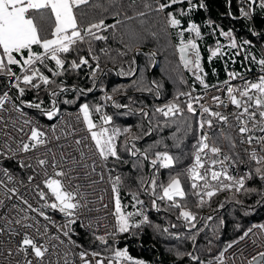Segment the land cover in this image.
Here are the masks:
<instances>
[{"label":"snow or ice","instance_id":"snow-or-ice-1","mask_svg":"<svg viewBox=\"0 0 264 264\" xmlns=\"http://www.w3.org/2000/svg\"><path fill=\"white\" fill-rule=\"evenodd\" d=\"M108 2L114 6L117 0H108ZM186 2L189 5L187 11L191 12L195 5H193L192 0H186ZM184 3L185 0H167L166 3H160V0H156L155 7L151 3H144L143 7L145 11H138L137 15L145 16L151 11L157 13L164 12L173 5ZM247 3L249 6L248 11L243 7L240 9L241 14L245 18L251 17V10L257 5L261 9H264V0H247ZM131 4L135 5L136 0H131ZM85 6L88 8L103 7L95 3L94 0H0V76L7 77V87L9 89V91L0 93V111H9L5 106L6 104H11L13 110L21 113V116H25L23 107L16 105L13 102L12 96L9 95L11 89H16L19 97H23L30 90H36L37 94L43 90L51 98V107H44L45 101L43 99H38L37 102H28L27 107L37 109L47 119L53 120L60 115L56 98L61 93L76 91L84 94L85 91H93L92 88L84 90L73 87L70 89L65 86V82L62 79L59 82L56 79L64 77L69 71L76 72L82 67L87 66L90 69V77L95 81L96 74L101 71V68L100 56L96 54L94 43L96 41L106 42L109 37L102 33L107 32L108 29L115 30L117 25L122 23L121 20L117 19L115 24H106L104 18L84 23L83 21L86 18ZM200 7H203V5L201 4ZM104 11H108V9L104 8ZM178 14L180 16L185 15V9L180 8ZM113 15L119 16L120 13L114 12ZM126 18L132 19L133 17L126 15ZM166 23L171 28H181L182 21L177 18V13L169 12L166 17ZM185 31L194 33L195 38H199L201 36V29L195 22L189 23L186 29L181 28L178 32L180 37L179 52L184 67L193 71L195 79L207 89L208 85L204 83L203 77L197 74L198 72H203L198 44L195 39L188 40L185 43ZM220 34L229 38L231 41L229 46L231 48H237V43L231 31L224 32L221 30ZM152 35L155 36L156 33H152ZM244 44H251V41H244ZM82 45L86 46L87 56L80 54ZM138 47V42L135 44H125L127 51H132L133 48L138 49ZM36 48H39L40 51H36ZM220 48L221 46L218 44L215 49H210V58L216 56L220 52ZM100 51L108 55L107 49L102 48ZM127 51L121 52L119 55H127ZM189 51L193 53L192 57H189ZM73 55L76 58L70 59ZM149 55L154 57L156 53L153 52ZM252 59L255 60L256 58L253 57ZM90 60L95 61L94 68ZM53 62L54 65L50 66ZM257 63L260 65L261 71L264 72V58H260ZM14 67L19 68V74L13 70ZM45 71L50 75L45 74ZM126 75H134V72L129 71ZM228 75L231 80L237 78L240 74L230 72ZM240 78L243 80V77ZM152 83L155 84L154 81ZM160 87V85H156L157 93ZM148 90L151 91L152 89L149 88ZM113 91L118 92L121 89H114ZM226 91L232 105L240 110L234 114L238 132L242 137L240 143L252 145L255 141L260 146L259 152L256 149H252L249 153V161L254 163L255 167L247 171L243 176L237 177L229 172L230 168H238L239 164L244 162L239 159V154H236V158L230 155H222L223 148L209 142L210 137L207 129L213 127L212 118L214 117L218 122L227 124L228 116L218 111H213L204 104H201L202 97L193 96L192 91L177 93L176 101H179L180 97L188 98L183 102V107H181V103L174 101L155 110L173 123H176V118L179 117L188 133L193 131V124L189 118L185 117V113L196 117L195 131L197 136L196 142L193 145V163L191 166L185 172L176 173L171 176L166 185H159L161 189L159 195L156 193L157 182L154 178L141 181L142 185L147 184L150 186L151 195L154 197L152 199L154 207L157 204V200H167L172 207L181 209L180 216L185 221H188L192 227H195V224L192 222L196 220V216L191 211L186 210V206L182 204V201L186 199L187 193L182 184L181 175L187 178L193 194L198 197L197 206L203 205L204 196L211 198L221 190L235 188L237 192L242 189L247 192H256L257 190L253 188L245 189V182L254 178L264 180V135H255L256 132L264 133V75H260L256 81L244 80L243 85L238 88H234L229 84ZM105 99L113 101L117 108L129 107L128 105L116 104L111 95H106ZM213 100L220 102V97H213ZM74 102L64 101V103ZM194 102L200 106L199 115H197V108L194 107ZM141 111L143 115H149V113ZM94 113L100 114L99 124L93 119ZM77 120L85 124V130L89 134L87 137H80L73 141L76 145L74 151L79 153V157L71 154L66 155L63 151L65 147L63 144L59 145V157L49 147L53 140L60 141L62 135L65 139L69 135L75 136L76 129H72L69 132L67 128L70 126L66 125L61 130V134H57L56 125H52L46 131L39 125L38 121L28 118L18 121L22 125L20 127H17L16 123L13 124V127L19 133L26 136V139L12 137L15 141V146L7 141H4L0 145V158L3 159L10 160L21 152L32 153V156L28 157V159H35V165L24 164L22 160L20 161L22 168H31L36 173V175L28 176V183H33L37 175L42 177L41 183L35 184L33 188V191L39 197L38 206L34 207L29 202V199L25 198V194L19 192L17 187L9 186V184L23 185L24 182L22 180L17 181L7 168H0V188L5 190L4 196L0 197V208L5 207L6 200L11 201L14 197L16 199V203L11 205L8 212L0 215V236L7 233L10 237H19L14 252L16 256L22 257V260L16 261L15 264H60V255L54 251L59 245L52 243V241L58 240L60 244H63L64 240L60 239V235H49L48 225H42L37 216L31 214L35 213L54 225L55 222L51 221V217L47 214L46 210L58 211V213L63 214L66 223L55 226L59 234L67 237L69 243L75 244L71 240V226L77 223L82 209L89 203H92V201L87 199V193L81 191L82 185L74 183L79 177L73 175V173L78 168L84 167L91 169V173H89L91 175L92 173H96L97 168L101 167V165L107 167L110 158H114L115 161H121L122 159L118 151L117 140L118 137L130 133V128L122 131L118 127L111 126L113 117L104 113L101 106L90 105L87 102L80 104ZM249 124L252 127H249ZM3 134L7 135V133ZM139 138V136H135L133 140ZM223 138L228 141L231 148L234 149L236 147V142L230 137ZM88 139L92 142L87 145L90 150H93L92 156L83 151V147L85 146L84 141ZM123 143L126 151L133 156L137 155L134 143H131L128 139H125ZM39 149H44V151L40 152L38 151ZM149 151V149H146L141 153L146 160L149 159ZM245 151L247 152L248 150L245 149ZM153 155L155 158L150 161L153 167H156L159 163L163 168H171L177 162L176 158L167 151H156ZM93 156H98L99 160L93 159L91 164L83 163V160L92 159ZM68 164L73 165V167L63 166ZM110 173L111 170L109 169ZM98 175L100 181H103V168ZM213 181L215 183H212ZM92 183H97V181H92ZM41 184L43 187H41ZM120 184L121 178L119 176H116L111 182L114 199L113 215L117 231L125 233L129 232L133 227L139 228L142 224L148 223L149 219L147 215H144L142 209L136 213L131 211L124 213L122 211L119 195ZM131 195L135 201L133 207L143 204V201L138 198V193H132ZM104 207L106 208L107 205H104ZM13 212L15 215H12ZM134 215L142 217L139 223H131ZM208 219H211V217ZM173 226L175 227V225ZM260 227L264 228V225ZM164 231H167V229H164ZM251 231L252 229L249 228L239 240L229 243L224 251L244 240ZM106 235L114 234L108 233ZM106 235L97 236L96 239L106 245L108 243ZM110 251L112 252L110 264H116V262H119V264H127V262H131V264H144L143 261H133L132 257L128 255L127 249L112 248ZM8 255H13L12 249L8 250ZM88 255L99 257L101 253L80 252L79 257L83 261V264H92V261L87 259ZM177 255L182 254L178 253ZM187 255L192 260H199V257L192 255V253H187ZM53 256L56 257L55 260L52 259ZM223 257L224 252H221L215 259L219 261V264H224ZM64 264H70L67 259V253H64ZM96 264H105V260H96ZM248 264H264V251L253 256L248 261Z\"/></svg>","mask_w":264,"mask_h":264},{"label":"trees","instance_id":"trees-1","mask_svg":"<svg viewBox=\"0 0 264 264\" xmlns=\"http://www.w3.org/2000/svg\"><path fill=\"white\" fill-rule=\"evenodd\" d=\"M241 0H192L193 7L188 12V3L173 5L164 12H148L145 16L137 15L138 11H145L144 3H151L155 7L156 0H136L132 5L131 0H117L113 6L108 0H94L103 7L88 8L85 6L86 18L84 23L91 20L105 19L106 24H115L116 20L122 21L116 29H108L102 33L109 39L96 41L94 48L100 56L101 71L97 72L96 80L90 77V69L85 66L76 72L69 71L61 79L68 88H80L93 91L81 94L76 91L61 93L56 99L60 109V115L69 110L78 109L80 104L87 102L90 105L101 106L103 112L112 115L111 126L124 129H131V137L127 135L118 137V151L122 157L121 161L110 158L107 165L111 170V179L116 176L121 178L119 195L121 198L122 211L136 213L142 209L144 215L148 216L149 222L142 224L139 228H131L129 232L120 233L106 237L108 243H101L96 237L84 233L78 224L72 225L71 238L83 249L91 252H100L101 255L112 257L110 249H127L128 255L133 261H143L144 264H204L207 261L215 260L227 245L239 238L249 228L264 225V180L254 178L245 187L256 189V192L243 190L238 198H227L222 195H214L202 206L198 205V197L193 194L190 182L184 175L181 181L187 193L182 204L186 210L191 211L196 220L192 227L188 221L180 216L181 209L172 207L170 202L157 200L154 207L150 186L141 184L154 178L157 182L156 193L159 195V185H166L171 176L176 173H183L189 165L193 145L196 142L195 131L196 118L185 115L193 124V131L188 133L185 130L182 120L177 117L176 123L157 113L155 110L161 107L165 100L176 98L178 92H188L194 89L195 92L205 90L203 85L195 79L193 71L185 68L180 59L178 32L181 28L186 29L191 22H195L201 29V36L195 38L194 33L185 31L184 40L195 39L201 53V67L203 72L197 74L203 77L208 88L218 86L228 79L230 72L241 75L248 74L259 69L257 61L263 58L262 48L264 46V9L257 5L251 10V17L245 18L240 9L243 7L249 10L248 3L242 4ZM167 0H160L166 3ZM203 7H200V5ZM107 8L108 11H104ZM185 9V15L180 16L179 9ZM119 12V16H114ZM169 12L177 13L181 19V28H171L166 23ZM133 17L127 19L126 15ZM224 32L231 31L237 43L233 49L229 45V38L222 36ZM152 33H156L155 36ZM123 41V42H122ZM244 41H251V44H244ZM139 43L138 49L133 48L127 51L125 44ZM220 45V52L210 58V49ZM107 49L105 55L100 49ZM81 55L87 56L86 46H81ZM40 51L39 48L35 49ZM127 51V55H119ZM155 52L153 57L149 55ZM193 53L191 52V57ZM256 59L253 60L252 58ZM76 58L75 55L70 59ZM134 61V62H133ZM95 67V61H91ZM50 64V66H53ZM19 74V68L13 69ZM43 70V69H42ZM129 71L134 75H126ZM125 73V74H122ZM45 74L50 75L45 71ZM155 82L153 84L152 82ZM161 87L158 90L156 85ZM6 76H0V93L9 91ZM139 85V87H137ZM43 88V86H42ZM152 90L149 91L148 89ZM207 88V89H208ZM114 89L121 91L114 92ZM108 93L113 97L116 104L128 105V108H117L113 101L105 99ZM9 95L13 102L23 107V110L34 115L38 120L46 123H53L47 119L39 110L27 107L28 102H37L38 99L45 101L44 107H51L50 97L41 90L27 91L23 97H19L16 89H11ZM79 97V99H77ZM133 98V101L129 100ZM161 98V99H160ZM75 101L64 103V101ZM23 101V103H21ZM110 108L107 110V105ZM143 112L149 113L148 116ZM99 113L93 114L94 121L99 124ZM159 125V126H158ZM139 139L133 140V137ZM128 139L135 144L137 155L133 156L124 149V140ZM149 149V158H155L156 151H167L176 158V163L169 169L161 168L159 165L153 169L149 160L144 159L141 154ZM21 179L26 176L20 171L16 164L7 163ZM43 187V186H41ZM132 193H138V198L143 201L142 205H136ZM38 200L39 197L37 196ZM179 200V198H177ZM43 203V202H41ZM211 217V219H208ZM142 219L139 215L132 217L131 223H139ZM175 225V227L173 226ZM167 229V231H164ZM264 229V228H263ZM194 237V239H193ZM178 253L182 255H177ZM187 253L199 257V260H192ZM131 264V262H127Z\"/></svg>","mask_w":264,"mask_h":264},{"label":"built area","instance_id":"built-area-1","mask_svg":"<svg viewBox=\"0 0 264 264\" xmlns=\"http://www.w3.org/2000/svg\"><path fill=\"white\" fill-rule=\"evenodd\" d=\"M240 2L242 4H247L246 3L247 0H241ZM262 53L264 58V46L262 48ZM260 75H264V72L261 71V67L248 74L238 76L237 78L231 80L228 75V79L224 83L215 87L205 89L200 92L189 90L192 91L193 96L202 97V100L200 101L201 104H204L206 107L212 109L213 111H218L223 115L228 116L227 124L218 122L217 119L213 117L212 118L213 127L211 129H207V131L210 137L209 142L215 143L223 148L222 155H230L233 156V158H236V154L238 153L239 159L244 161L243 163L239 164L238 168L229 169L230 174L235 175L237 177L243 176L250 169H254L255 167L254 163L249 161V153L252 151V149H256L259 152L260 146L255 141L253 142L252 145H248L247 143H243V144L240 143L242 137L238 132V126L234 119V114L240 110L237 109L234 105H232L226 90L229 84L234 88H238L243 85L244 80L256 81ZM240 77H243V80ZM106 95L109 94L106 93ZM213 97H220V102L213 100ZM187 99H188L187 97H180L179 101H176V98H171L161 103V107H163L166 104L172 103L174 101L181 103V107H183L184 106L183 102L186 101ZM129 101L132 102L133 98L131 97ZM5 107L9 109V111H0V145H2L4 141H7L8 143H11L13 144V146H15V141L12 139V137H16L17 139H26V136L19 133L16 130V128L13 127V124L16 123L17 127H20L22 125L18 121L22 120L23 118H28V119H32L33 121H38L39 125L42 126L46 131L52 125H56L57 134H61V130L64 129L66 125L70 126L67 128V131L69 132H71L72 129H76L77 131L75 136L69 135L67 139H65L62 135L60 141L53 140L52 144L49 145V147H51L57 153V157H59L60 154L59 145L63 144L65 145L63 151L66 155L71 154L79 157V153L74 151L76 145L73 143V141L77 138L87 137L89 135L88 132L85 130V124L81 122L82 117H81V121L77 120V114L79 108L64 112L53 123H46L38 120L34 115L29 114L24 110L23 112L25 116H21V113H18L12 109L11 104H6ZM194 107L197 108V115H199L200 112L199 104L194 102ZM109 108H110V104L107 105V110ZM185 115L191 116V114L188 113H185ZM249 127H252V125L249 124ZM3 133H7V135H4ZM131 134L132 132L127 134L128 139L131 137ZM255 135H264V133L256 132ZM223 137H230L232 140H234L236 142V147L234 149L231 148L228 141ZM91 143L92 142L90 139L85 140L84 141L85 146L83 147V151L86 152L89 156H92L93 150H90L87 147V145ZM69 145H71V147H69ZM245 149H247L248 151L246 152ZM38 151L43 152L44 149H39ZM31 156L32 153L21 152L10 160L0 158V168H7L17 179V181L22 180L24 182L23 185L9 184V186L17 187L19 192L24 193L25 198L29 199V202L32 203L34 207H36L38 206L37 202L39 200L37 198V195L33 191V188L35 184L41 183L42 177L37 175L35 181L30 184L28 183V179H27L28 176L36 175V173L31 168H27V167L22 168L20 166L21 160L23 161L24 164L35 165L36 163L35 159H28V157ZM93 159L99 160V157L93 156L92 159L83 160V163L91 164ZM148 160L150 163L151 159L149 158ZM9 162L16 164L17 168L20 171H22L20 173L23 174L24 172V174L26 175L24 179H21L19 175H17L12 169L7 167L6 164ZM192 163H193V158H191V161L189 165L186 167V169L190 167ZM63 166L73 167V165L71 164L63 165ZM158 166L159 163L157 164L156 167L152 166V168L156 169ZM102 168L104 171V179L103 181H100V177L98 173L101 171ZM161 168L163 167L161 166ZM165 169H169V168H165ZM89 173H91V169L84 167L78 168L77 171L73 173V175L79 177V179L75 180L74 183L82 185L81 191L87 193V199L89 201H92V203H89L84 209H82V213L79 219L77 220V224L84 233L94 237L105 236L108 233H113L115 235L117 234L118 231L115 226L116 221L113 215L114 199H113V191L111 187L112 179H111V175L109 174L108 165L107 167L101 165V167L97 168L96 173H92L91 175H89ZM251 180L252 179L247 180L245 182V187H247L250 184ZM92 181H97V183L93 184ZM212 183L215 182L213 181ZM41 186L43 185L41 184ZM243 190L244 189L237 192L235 188L230 190L226 189L217 192L216 195L219 194L227 198H238ZM4 192L5 190L3 188H0V197L4 196ZM101 197H103V199H101ZM209 199H210L209 197L204 196V202L208 201ZM165 201L168 202L167 200ZM13 203H16L15 197L11 201L6 200L5 207L0 208V215L7 213ZM104 205H107V207L105 208ZM89 209H91V211H89ZM46 211L47 214L51 217V221L55 222V225H62L66 223V219L63 217V214L58 213V211H51V210H46ZM12 215H15V213L13 212ZM31 215H36L37 219H39L42 225L44 224L48 225L49 235H60V239L64 240L63 244H60L58 240L52 241V243L59 245V247L57 249H54V251L58 252L60 255V264H64V253H67V259L70 262V264H83V261L79 257V253L82 251L91 253V251L83 249L77 243L75 244L69 243L68 238L64 237L62 234H59L57 231V227L53 223L44 220L43 217H39L35 213H32ZM109 236H113V235H106V237ZM18 240L19 237H15V236L10 237L7 233L3 236H0V264H15L16 261L22 260V257L16 256L14 252ZM71 240L73 241L72 238ZM9 249L13 250L12 256L8 255ZM261 251H264V229L257 226L252 228V231L244 240H241L239 243L234 244L232 248H229L227 251H224V257H223L224 264H248V261L251 260L253 256L258 255L259 252ZM110 258L111 257L104 255H101L99 257H92L91 255H88L87 257L88 260L92 261V264H96V260L99 259H104L105 264H110ZM52 259L55 260L56 257L53 256ZM210 262L211 264H219V261H217L216 259L207 261L204 264H210ZM116 264H119V262H116Z\"/></svg>","mask_w":264,"mask_h":264},{"label":"water","instance_id":"water-1","mask_svg":"<svg viewBox=\"0 0 264 264\" xmlns=\"http://www.w3.org/2000/svg\"><path fill=\"white\" fill-rule=\"evenodd\" d=\"M188 55H189V57H191V51H189Z\"/></svg>","mask_w":264,"mask_h":264},{"label":"rangeland","instance_id":"rangeland-1","mask_svg":"<svg viewBox=\"0 0 264 264\" xmlns=\"http://www.w3.org/2000/svg\"><path fill=\"white\" fill-rule=\"evenodd\" d=\"M7 91V90H6Z\"/></svg>","mask_w":264,"mask_h":264}]
</instances>
